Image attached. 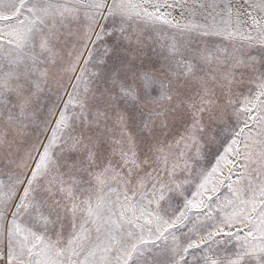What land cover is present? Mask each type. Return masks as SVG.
I'll return each instance as SVG.
<instances>
[{
    "label": "snow or ice",
    "instance_id": "6c2138e0",
    "mask_svg": "<svg viewBox=\"0 0 264 264\" xmlns=\"http://www.w3.org/2000/svg\"><path fill=\"white\" fill-rule=\"evenodd\" d=\"M0 264H264V0H0Z\"/></svg>",
    "mask_w": 264,
    "mask_h": 264
},
{
    "label": "rangeland",
    "instance_id": "374dc122",
    "mask_svg": "<svg viewBox=\"0 0 264 264\" xmlns=\"http://www.w3.org/2000/svg\"><path fill=\"white\" fill-rule=\"evenodd\" d=\"M149 55H150V53H149ZM223 191H226V190H225V189H222V192H223ZM229 248H230V246H229Z\"/></svg>",
    "mask_w": 264,
    "mask_h": 264
}]
</instances>
